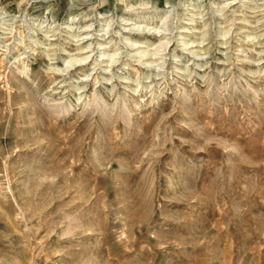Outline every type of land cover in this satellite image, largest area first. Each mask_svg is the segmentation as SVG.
I'll return each instance as SVG.
<instances>
[{
  "label": "rangeland",
  "instance_id": "obj_1",
  "mask_svg": "<svg viewBox=\"0 0 264 264\" xmlns=\"http://www.w3.org/2000/svg\"><path fill=\"white\" fill-rule=\"evenodd\" d=\"M0 264H264V0H0Z\"/></svg>",
  "mask_w": 264,
  "mask_h": 264
},
{
  "label": "bare ground",
  "instance_id": "obj_2",
  "mask_svg": "<svg viewBox=\"0 0 264 264\" xmlns=\"http://www.w3.org/2000/svg\"><path fill=\"white\" fill-rule=\"evenodd\" d=\"M82 60H84V59H81V60L71 59V60H69V63L70 64H80L82 62Z\"/></svg>",
  "mask_w": 264,
  "mask_h": 264
}]
</instances>
